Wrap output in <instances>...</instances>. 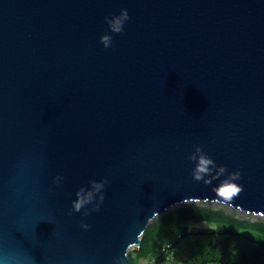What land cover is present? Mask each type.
Segmentation results:
<instances>
[{"label":"water","instance_id":"water-1","mask_svg":"<svg viewBox=\"0 0 264 264\" xmlns=\"http://www.w3.org/2000/svg\"><path fill=\"white\" fill-rule=\"evenodd\" d=\"M189 199L264 215V0H0V264H133Z\"/></svg>","mask_w":264,"mask_h":264},{"label":"trees","instance_id":"trees-1","mask_svg":"<svg viewBox=\"0 0 264 264\" xmlns=\"http://www.w3.org/2000/svg\"><path fill=\"white\" fill-rule=\"evenodd\" d=\"M189 221L214 223L217 226L188 228L186 222ZM214 238L219 239L220 243H213ZM229 239L237 244L235 252L227 249ZM192 244H198L200 248L194 251L196 258L190 264L214 261L221 264H264V221L238 219L223 210L200 206L179 208L158 222L147 225L139 248L130 252L129 256L136 263L163 249L165 255L172 249L183 251ZM204 251L201 260L198 255Z\"/></svg>","mask_w":264,"mask_h":264},{"label":"rangeland","instance_id":"rangeland-1","mask_svg":"<svg viewBox=\"0 0 264 264\" xmlns=\"http://www.w3.org/2000/svg\"><path fill=\"white\" fill-rule=\"evenodd\" d=\"M188 206H200V207H206L210 208L213 210H223L228 214L233 215L234 217L238 219H246L250 221H264V215L262 214H256L254 212H249L242 210L238 207H234L233 205L221 201H213V200H204V199H189L185 200L182 202H178L164 211L156 214L152 220L149 222L148 225L154 224L155 222H158L162 217L166 216L169 214L171 211L183 208V207H188ZM186 225L188 228H193V227H214L217 226L214 223H208V222H195V221H189L186 222ZM213 243H220V240L217 238L213 239ZM139 248V246H131L129 248V253L130 252H135V250ZM198 244H192L188 246V248L184 249L183 251H177L175 249L170 250L167 254H163L165 250L163 249L162 252H159L156 255L150 256L149 258L146 259H140L136 263L133 264H190L192 261H195L194 258L195 254L194 251L199 249ZM237 244L234 240L229 239L227 241V249L231 250L233 252L236 251ZM162 253V254H161ZM204 252L199 253L198 257L202 260L204 258ZM233 257V256H231ZM207 264H221L220 261H214V262H208ZM230 264V263H227ZM247 264H257V263H247Z\"/></svg>","mask_w":264,"mask_h":264},{"label":"clouds","instance_id":"clouds-1","mask_svg":"<svg viewBox=\"0 0 264 264\" xmlns=\"http://www.w3.org/2000/svg\"><path fill=\"white\" fill-rule=\"evenodd\" d=\"M106 19L111 32L121 33L124 30L125 22L129 19V13L127 9H122L119 15ZM101 41L105 48H107L112 44V37L109 34H105L101 37ZM189 159L196 161L195 168L192 172L193 178L195 180H204L207 183L209 182L210 178H215L209 175L212 173L213 168L217 167L215 165V161L206 155L200 146H196L195 152L191 154ZM223 172L224 168L219 166L216 176L218 177ZM206 176L208 177L207 179H205ZM57 182H59V177L57 178ZM106 183V180H93L91 181L90 189H85L83 187L80 188L76 194L78 198L73 202L74 210L80 211L85 205L93 202L97 193H99V201L102 203L105 198L102 190L105 188ZM94 210H100V203L95 204ZM83 226L88 227L87 224H84Z\"/></svg>","mask_w":264,"mask_h":264},{"label":"snow or ice","instance_id":"snow-or-ice-1","mask_svg":"<svg viewBox=\"0 0 264 264\" xmlns=\"http://www.w3.org/2000/svg\"><path fill=\"white\" fill-rule=\"evenodd\" d=\"M236 189H234V188H232V187H229V188H227L226 189V192H233V191H235Z\"/></svg>","mask_w":264,"mask_h":264}]
</instances>
